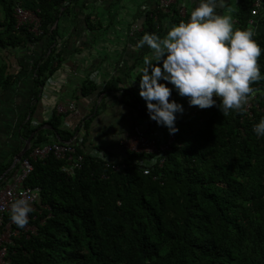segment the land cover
Here are the masks:
<instances>
[{
    "label": "trees",
    "instance_id": "obj_1",
    "mask_svg": "<svg viewBox=\"0 0 264 264\" xmlns=\"http://www.w3.org/2000/svg\"><path fill=\"white\" fill-rule=\"evenodd\" d=\"M17 2L0 0V48L28 49L41 43L29 65L34 103L43 84L66 60L67 46L80 38L77 30L91 31L100 23L93 26L89 15L81 14L87 7L79 0H31L24 8L33 10L39 20V33L33 35L29 25L14 28ZM251 4L252 0L238 1L236 28L248 26ZM142 11L141 36H160L162 18L178 25L189 16L180 17L177 4L167 13H156L154 8ZM64 15L73 22L72 33L65 35L58 24ZM253 39L262 50L258 65L264 76V35L254 34ZM141 59L126 68L122 81L117 75L105 90H98L87 78L81 81L77 91L82 98L94 97L95 102L101 97L72 130L61 129L63 115L54 113L36 128L24 123V143L30 138L24 156L41 143L70 141L83 158L72 176L64 175L63 162L51 156L31 161L32 170L23 185L37 189L26 225L33 231L13 225L18 234L5 245L8 264H264V136L252 130L264 118V95L258 92L250 98L247 112L233 111L228 116L216 106L197 115L183 110V115L176 116L178 131L160 165L158 157L129 151L115 155L87 144L90 126L105 99L128 109L130 115L149 117L128 81L136 69L134 81L139 86L145 66ZM13 80L14 75L0 65V89H7ZM165 85L172 90L170 102L188 101L173 85ZM252 86L264 91V80ZM214 99L218 105L219 99ZM91 150L102 151L101 157L89 155ZM112 158L120 159L123 169L115 172L106 167V160ZM10 164L0 167V174L6 170L0 183L18 165L8 170ZM143 170L148 171L146 175ZM9 220L10 213L4 214L3 223Z\"/></svg>",
    "mask_w": 264,
    "mask_h": 264
},
{
    "label": "crops",
    "instance_id": "obj_2",
    "mask_svg": "<svg viewBox=\"0 0 264 264\" xmlns=\"http://www.w3.org/2000/svg\"><path fill=\"white\" fill-rule=\"evenodd\" d=\"M14 1H18L16 4L24 7V5L27 3L29 4L31 0ZM79 1L87 7V10L82 11L81 14L83 16L86 14L89 15V20L93 26L97 22L100 23V26H94V29L91 31H84L82 28L77 30L78 34L81 35L79 36L80 38L78 40L77 38L74 39L73 42L67 46L65 54L66 60L43 84L38 99L34 103L32 102L34 87L29 65L31 63L30 57H32L33 54H39L41 43H33L29 45L28 49L10 47L0 48V65L5 66L6 72L9 75H14L13 83L5 90L0 89V167L7 164L9 161L12 162L13 157L20 152L24 145V138L22 137L25 130L24 123L28 122L27 128L29 129L36 128L40 124L45 123L53 114V109L56 105H65L68 101H72L79 112L78 116H71L69 113L63 115L59 126L61 129L72 130L77 123L81 124L80 121L89 114L92 105L95 102L97 104L101 97L100 96L99 99L94 102V97L82 98L78 94L77 89L84 78L92 81L97 86L98 90H105L109 82L117 75L120 76L122 81V79H124L122 76H124L126 68L133 64V61L138 59L139 56L142 58L141 61L150 58L151 50L147 46L139 49L136 47L138 40L142 36L137 34L133 37H129L127 36V29L131 23L141 25L144 15L142 10L154 8L157 0H139V6L136 7L134 13H127L125 11H123V13H112V3L120 7L124 4L122 0ZM238 1L239 0H224V7L218 6L216 8L217 14L230 15L234 21V11ZM179 2L186 3L188 12L186 14L189 15V20L190 12L198 7L200 0H179ZM79 17L81 18V16ZM253 19L254 24L252 26H247L245 29L250 28L255 34L264 35V0H262L257 9V15L254 16ZM2 21L3 9L0 6V25ZM121 21H123V23H121ZM116 22L121 25H116ZM67 23L69 22L60 23L59 30L63 35L71 31L70 29L73 22L70 26H68ZM161 23L163 25V31L160 37H163L173 24L167 17L162 18ZM1 31L2 28L0 27V32ZM80 48L82 49L80 52H73V50ZM160 66H162V64ZM133 72H135V70ZM48 80L54 82L51 86H53V89L56 88L57 93L55 92L53 95L46 96L44 90ZM130 80V84L135 90L136 97L140 99L141 106L145 107L146 103L140 98L139 86L134 81V77L132 78V75ZM159 83L165 84L167 82L160 80ZM115 86L123 87L124 85L116 83ZM105 100L107 102L104 103L105 105L100 109L99 113L104 115L100 121L94 120L92 122L87 144H96L100 146L102 151L118 155L120 154V150L117 143L132 125H138L140 128L152 129L160 139L163 138V134L167 128L157 126L155 122H153L154 124H149V117L141 118L140 120V116L130 115L128 109L118 105L115 101L110 99ZM111 103L112 109L110 107ZM176 103L182 105L185 111L189 108L188 101L185 99L179 100ZM112 111L116 114L114 117H111ZM175 115H180V113H176ZM112 129H116V132L112 131ZM78 134L81 133L78 132ZM97 134L99 136H97ZM49 137L53 138L51 135ZM109 138H112L113 141ZM91 139H95V141ZM93 151L102 152L100 150H91L89 152ZM17 168L18 165L15 167L14 172H16ZM5 173L6 170L0 174V178L4 176ZM9 177L10 176L6 177L3 182L7 181Z\"/></svg>",
    "mask_w": 264,
    "mask_h": 264
},
{
    "label": "clouds",
    "instance_id": "obj_3",
    "mask_svg": "<svg viewBox=\"0 0 264 264\" xmlns=\"http://www.w3.org/2000/svg\"><path fill=\"white\" fill-rule=\"evenodd\" d=\"M218 6L224 7V0H200L187 22L172 25L163 37L145 33L136 44L137 49L151 50L141 71L139 96L149 118L169 134L178 131L175 114L183 113V106L170 102L172 90L160 80L173 85L190 107L216 106L223 116L242 112L258 92L264 95L252 86L264 80L258 65L262 50L253 39L254 31L236 28L232 16L217 14ZM252 130L264 136V118ZM31 199L21 196L10 204V219L18 228L29 222Z\"/></svg>",
    "mask_w": 264,
    "mask_h": 264
},
{
    "label": "built area",
    "instance_id": "obj_4",
    "mask_svg": "<svg viewBox=\"0 0 264 264\" xmlns=\"http://www.w3.org/2000/svg\"><path fill=\"white\" fill-rule=\"evenodd\" d=\"M100 1V0H97ZM262 0H252V10L249 11L250 18L247 20V25L252 26L254 24L253 17L257 15V9L259 8ZM178 3V4H177ZM178 5V15L183 17L187 12V5L185 2H179V0H157L154 6L156 13H167L172 5ZM15 25L17 29L21 25H29V32L33 35L39 33L38 25L39 20L33 10L22 7L19 4H15L13 7ZM155 18V17H154ZM236 23V20L233 21ZM142 32L141 25L131 23L127 29V36L133 37ZM252 106L251 101L244 107V111L247 112ZM201 109L197 107H191L185 111V114L197 115ZM53 113L55 115H65L69 113L71 116H78L79 112L72 101H68L65 105L58 104L54 107ZM183 115V113H181ZM78 125V123L76 124ZM72 140V139H71ZM173 140V134H169V130L166 133V137L163 139L148 128H140L138 125H132V127L123 134L122 138L118 141L117 146L122 151H129L137 154L150 155L154 157L162 158L164 152L168 150L169 143ZM102 152L93 151L89 152V155L100 158ZM48 156L53 157L56 160L62 161L60 171L66 176H72L76 170L81 168V162L83 155L76 152L75 147L69 142H46L41 143L30 149L26 156H22L17 164L18 168L7 181L0 183V264H8L6 258V244L10 243L11 236L18 234V230L13 228L14 223L11 219L3 223V216L6 213H10V204L13 200L20 198L21 196L32 197L30 200L31 206L36 202L38 198L37 189L24 186L23 183L26 177L32 170L31 161L42 160ZM162 159L158 161L160 165ZM105 166L111 171H118L123 169L124 164L120 159L106 160ZM147 170H143L142 174L146 175ZM23 231H33V227L25 226Z\"/></svg>",
    "mask_w": 264,
    "mask_h": 264
},
{
    "label": "rangeland",
    "instance_id": "obj_5",
    "mask_svg": "<svg viewBox=\"0 0 264 264\" xmlns=\"http://www.w3.org/2000/svg\"><path fill=\"white\" fill-rule=\"evenodd\" d=\"M139 0H122V3H124L123 4V6H120L119 7V5H117V4H115V3H112V6H111V11H112V13H123V11H125V12H127V13H134V11L136 10V7H138L139 6ZM72 19H71V16L69 15V16H62L61 17V19L59 20V27H60V23H65V22H69V23H67V25L68 26H70L71 24H72V21H71ZM118 21V20H117ZM121 23H123V21H121ZM116 25H121V24H119V23H115ZM66 25V24H65ZM123 25V24H122ZM139 25V24H138ZM64 30H65V28H64ZM136 70V69H135ZM134 73L135 72H132L131 73V75H132V78L134 77ZM129 82L131 81V80H128ZM127 81V82H128ZM54 84V82H52V80H48L47 81V86H46V88H45V90H44V92H45V95L47 96H49V95H53V94H55V92L57 93V90H56V88L55 89H53V86H51V85H53ZM44 92H43V94H44ZM50 92V93H49ZM47 93V94H46ZM49 93V94H48ZM44 98V97H43ZM138 100H140L139 98H137ZM110 107H111V109H112V103L110 104ZM104 114H100V116L99 117H97L95 120L96 121H100L101 119H102V116H103ZM116 114L112 111V113H111V117H114ZM141 120V119H140ZM112 131H114V132H116V129L114 130V129H112ZM108 134V133H107ZM97 136H99L98 134H97ZM110 140H112V138H109ZM91 140H93V141H95V139H91ZM113 141V140H112Z\"/></svg>",
    "mask_w": 264,
    "mask_h": 264
},
{
    "label": "water",
    "instance_id": "obj_6",
    "mask_svg": "<svg viewBox=\"0 0 264 264\" xmlns=\"http://www.w3.org/2000/svg\"><path fill=\"white\" fill-rule=\"evenodd\" d=\"M29 142H30V138L25 141V143L22 146L20 152L13 157L9 169L13 168L17 164L18 160L24 155L26 149L29 146Z\"/></svg>",
    "mask_w": 264,
    "mask_h": 264
}]
</instances>
